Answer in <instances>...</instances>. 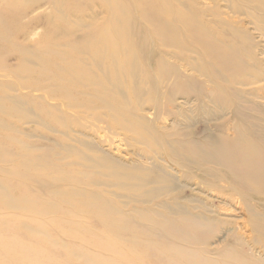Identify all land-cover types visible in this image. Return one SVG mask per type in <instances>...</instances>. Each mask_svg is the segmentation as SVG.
I'll return each instance as SVG.
<instances>
[{"label": "rangeland", "instance_id": "rangeland-1", "mask_svg": "<svg viewBox=\"0 0 264 264\" xmlns=\"http://www.w3.org/2000/svg\"><path fill=\"white\" fill-rule=\"evenodd\" d=\"M228 1L227 4L219 0H207L204 2H208V4H205L201 0H0V135L5 138L7 144L6 150L0 151V161L3 159L7 161L0 162V176L14 187L8 202L0 203V264L3 262L6 264H32V260H40L39 255L31 253L27 262L20 263L18 261L17 254H20L19 252L28 243L23 233L19 234L16 239L8 238L11 244L17 243L18 253L12 245H4V239L20 232L21 225H33L35 222L34 216L23 217L19 210V189L20 185L24 183V180H21L18 166L20 156L18 153L21 150L27 151L29 161L32 163L26 173L25 184L29 189L27 193L28 195L36 194V204L40 206H45L48 201L39 199L45 195L44 192L52 190L54 185L56 188H60L62 180H65L63 184L75 179L86 183H97V185L102 181H113L110 177H100L96 173V171L102 173L103 170H106L105 167L103 170L85 168L80 156L71 154L70 148L77 151L75 154L82 153L93 156L94 152L85 149L83 145L84 142L93 141L95 144L98 143V147L105 150L104 152L113 159L120 158L119 155L108 151L106 144L101 142L104 140L115 142L117 136L120 138L123 134L125 135V131L120 130V127L114 124L101 122L100 119L92 115L75 114L71 110L58 106L57 103L63 104V102L52 94L53 86L50 84V70L46 60L52 57L54 44L68 42L65 35L71 41L69 44H77V47L84 43L82 41L79 44V41L90 38L91 42L86 41L85 45H82L90 48L94 43L93 37L100 36L116 44L120 52L129 50L121 47L119 34L124 30L125 34L129 35L123 41L124 45L126 46L128 40H131L134 46L131 47L133 55L128 57L126 63H131V66L135 68L133 76H136L137 81H142L143 90L139 99L141 111L136 114L152 113L147 119L151 122L156 134V141L150 143L153 151H157L159 147L164 148L166 144L176 140L196 142L194 141L196 139L201 144L206 137L204 133L211 134L214 130L213 127L217 124L225 126L228 122L231 125L235 122L240 124V131L241 129L245 130V136L248 139L260 143L258 149L259 151L263 150L261 155L264 157V87H260L261 84L264 85V72L260 79H257L256 84L238 87V85H228L229 76L227 73L219 72L217 67L215 74L218 77L214 80L217 86H220V90H216L217 96L208 98L211 100L208 102L205 97L209 91H212L214 85L208 81V78L193 70L196 66L198 68L208 67L207 63L210 62L207 58L205 61L198 58L192 52L194 47L191 35L193 32H199L207 38L205 39L206 43L225 39L233 44L237 66L242 65L251 69L252 73L260 71V69L264 71V37L260 35V33L264 34V25L260 24V20L264 18L263 14L253 10L241 0ZM22 5L26 12L17 18L14 13L21 12V10L15 8ZM226 6L229 8L227 13L231 11L244 14L243 16H246L248 21L258 27L259 33L245 27L243 28L248 32L238 31L239 29L235 27L224 25L225 14L221 11ZM160 16L169 19L170 32L164 26L165 24L160 22ZM127 17L134 21H126ZM229 27L234 33L228 29ZM172 33H176L175 35L178 36L180 46H176L170 41ZM41 44L44 48L40 47ZM106 56L104 53H99L97 58L104 61L103 59H107ZM73 57L81 59L84 55L74 53ZM177 75L185 79H193L195 90L198 89L203 93L202 96L196 100L198 97L196 93L188 95L186 92L190 91L189 83L177 80L175 77ZM131 81L129 80L130 83ZM187 95L189 99L186 98ZM183 99L188 100L185 102L186 105H180L178 108V103L184 102ZM83 109L85 108L81 110ZM234 109L241 111L246 117V121L241 122L236 119L232 112ZM236 126L233 128L227 126L229 136L236 133ZM211 129L212 131L208 133ZM99 136H102L103 139L99 140ZM126 136V141H121L128 146L129 154L136 157L146 151L144 147L135 145L128 139L130 134L127 133ZM124 162L126 163V161ZM35 166L41 167V169L36 170ZM205 166L212 171L203 168L190 170L188 167H183V173L188 170L191 174H186V177L179 179V186L182 187L176 188L175 194L172 193V195L178 196L177 200L184 211L198 215L197 218H201L203 222L204 219L211 221V231L203 228L196 229V226L191 225L189 228L182 229L180 239L175 241L176 239H171L169 235H162L160 233L162 229L158 230L154 226L158 235L156 232L152 234L153 230L149 235V232L147 234L141 232V236L136 238L137 244H141L140 248L132 249V240H128L132 239L131 236L124 234L125 237H115L113 231L108 227H104L98 220L90 219L85 215L75 218V221H79L85 227L84 233L78 231L76 234V230L68 229L62 225L60 229L70 230L75 238L69 239L56 235L53 224L62 218L58 214L47 215L40 221L49 234L46 236L38 234L36 238H31L39 244L46 243L49 247L43 245L36 251H42L41 254L46 253V264H50V259H55L51 253L54 249L52 241L53 238H56L60 243L71 245L68 247L80 248L78 252L91 257L90 260L96 261L97 264H100L104 258L114 257L112 254L117 252V247L124 249L122 256L126 262L135 260L139 264H201L203 259L198 254L200 251L206 258L221 261L224 259L219 256L224 252H235V249L232 250L234 247H237L236 253L239 252L241 257L254 259L256 257L255 250L264 242V236L260 231L254 230L253 238L250 241L246 243L247 240H245L244 244L235 246V241L243 242V237L234 231L232 225L224 223L223 220L221 222L214 220V214L201 216L205 213L202 209L197 212L193 210V206L203 207V204L205 209L212 206L213 211L216 212V206H219L218 199L203 200L202 193L195 194L196 192L193 193L190 189L193 182L188 181V178L191 179L193 176L194 179L207 181L212 178L202 176L206 171L216 174V167ZM54 167L58 168V171H53ZM87 167L89 166L87 165ZM161 169L167 171V166ZM120 172L122 179L132 174L128 169L120 170ZM110 176L114 177L115 175ZM51 177H55L57 180H53ZM28 180H39V183L28 184ZM123 181L130 183L128 179H123ZM227 184L230 183L227 181ZM227 184L223 182L221 187L216 182L215 185L218 188L213 191L218 193L226 188ZM63 188L66 187L63 186ZM83 188L96 191L98 194H105L103 197H107L118 207L126 206L125 209L121 207V210L125 213L130 211L131 215H133L132 212L147 211L146 207H149L154 216L164 214L169 216L168 220L174 217L166 214L168 210L163 207L164 202L162 205L154 203V201L149 204V201L139 202L141 198L132 193L134 189L131 187L119 189L113 186L99 185ZM73 189L75 188L69 186L65 191L72 193ZM139 191L145 190L140 189ZM239 192L241 194L232 190L228 194L244 196V192L240 190ZM126 195L129 198H125ZM29 198L32 197L29 196ZM245 198L241 199L245 202L249 218L254 217L256 222H264V200ZM141 200L147 199L142 198ZM13 201L17 202L13 203ZM86 201L94 206L102 204L100 199L91 198ZM166 202L171 209H176L177 204ZM58 204L62 209L71 207L65 202H58ZM216 214H221V212ZM141 215L147 218L149 214ZM144 220L138 218L134 223L143 229L149 225ZM108 221H112V219ZM155 221L161 220L155 219ZM107 224L111 225L110 222ZM175 226L181 229L180 225ZM7 228L11 229L10 232L7 231ZM231 228L232 232H230ZM258 228L262 229V226ZM170 242L179 246L177 253L167 247ZM107 247H114V252L105 251L104 248ZM58 251L57 257L61 260L66 256V248ZM78 252L73 254V264H84L81 262L82 259L74 256ZM262 258L264 261V255Z\"/></svg>", "mask_w": 264, "mask_h": 264}, {"label": "bare ground", "instance_id": "bare-ground-1", "mask_svg": "<svg viewBox=\"0 0 264 264\" xmlns=\"http://www.w3.org/2000/svg\"><path fill=\"white\" fill-rule=\"evenodd\" d=\"M201 1L204 2L207 0ZM219 1L227 4L229 2L228 0ZM241 1L245 2L253 10L262 13L264 16V0ZM204 3L208 4V2ZM15 9L21 10V12L14 13L17 18L26 12L23 5L16 7ZM227 10H229V8L226 6L221 11L225 14V18L223 19L224 25L235 27L236 29H239L238 31L248 32L243 28L245 27L248 30H254L259 33L258 27L253 22L248 21L247 17L243 16L244 14H238L237 12L231 11L227 13ZM126 21L132 22L134 19L127 17ZM122 22H124V19H122ZM160 22L164 23V26H166L170 32L169 25L171 24L169 19L160 16ZM261 23L264 25V18L260 20V24ZM228 29L231 30L230 27ZM231 32L234 33L232 30ZM125 33L126 32L123 30L121 34H119L121 47L129 50L125 52H120V49L116 46V44L100 36L93 37L92 41H94V43L91 48L82 46L85 45L84 43L86 41L91 42L90 38H85V40L82 39L79 41V44L82 43V41H84V43L77 47V44H69L71 41L66 35L65 37L68 42L63 44L57 42L52 46V57L46 61L48 62L50 70V84L53 86L52 94L53 96H57L63 102V104L57 103V105L71 110L75 114L92 115L97 119H100L101 122L119 126V129L125 131L126 133L125 135H122L123 137L120 136L119 138L117 136L114 140L115 142H109L106 140L101 142L106 144L108 151L113 152L114 155H119V159H113L104 152L105 150L98 147V143H96V145L93 141L84 142L83 144L85 149L94 152L93 156L82 153L75 154L77 151H74L72 148L69 150L71 154L80 156L85 168H98L103 170V167H105L106 170H103L102 173L100 171H96V173L100 177H110L113 181L106 180L97 185V183H86L75 179H71L67 183L63 184V181L65 180H62L63 185L61 184L60 188H56V185H54L52 190L44 192L45 195L39 198L43 201L48 200L45 206L36 204V194L28 195L27 191L29 189L26 187L25 181L27 179L26 173H28L31 162L29 161L27 151L25 152V150H21V152L18 153L20 155L18 166L21 172V180H24V183L20 185L19 189L20 200L18 203L19 210L21 211L20 214L23 217L34 216L35 218L33 225L23 224L21 225L20 232H16L15 235H9L6 239H4V245H12L18 253L17 243L11 244L8 238L16 239L21 233L25 235L28 243L19 252L20 254H17L18 261L20 263L27 262L31 253H36L40 258L39 261L32 260V264L47 263L46 253L41 254L42 251L37 252L36 249L43 245L45 247H49V245L46 243L39 244L31 238H36L38 234H43L45 236L49 234L46 227L40 221L47 215L52 216L58 214L62 218V220L55 223L56 225L53 224V230L56 231V235H61L69 239L75 238V235L70 232V230H61L60 228L62 225L68 229L72 228L73 230H76V234H78V231L84 233L85 227L82 223H79V221H75V218L80 215H85L90 217V219L98 220V222H100L104 227H108L111 231H113L112 233L115 237H125L124 234L131 236L132 239L128 240H132V249L140 248L141 244H137L136 238L141 236V232H145L146 234L149 232V235L150 231L153 230L152 234L156 232L158 235V231L154 230V226L157 227L158 230L162 229V232H160L162 235H169L171 239H176L175 241L180 239L182 229L189 228L191 225L194 227L196 226V229L203 228L206 230L210 229L211 231V221L204 219L203 222L201 218H197L199 217L198 215L187 213L184 211L182 205H180V202H178V196L174 197L172 195V193L175 194L176 188L182 187L179 186V179L186 177V174H191L188 170L186 173H183V167H188L190 170L193 168L198 170L201 168L208 170L209 167H206L205 165L216 167V174H211L206 171V173L202 175L212 178V180L208 179L206 181L199 180L197 178L194 179L195 177L193 176L191 179L188 178V181L193 182L190 186L193 193H202V196L205 198H203V200L206 201H212L214 198L219 200V206H216V212L213 211L212 206L205 209L203 204V207H199V205L197 207L193 206V210L195 212L202 209L205 213L201 214V216L214 214V220L218 222L223 220L224 223L232 225L234 231L239 236L243 237V242L235 241V246L244 244L245 240H247L246 243L250 241L253 238L252 234L254 230L260 231V233L264 236V222H256L254 217L249 218L245 209V202L241 199H246L245 197H247L250 200H264V157L261 155L263 150L259 151L258 149L260 143L253 141L252 139H248L245 136V130L241 129L240 131L239 123L237 124L234 122L231 125L228 122L225 126L217 124L213 127V131L212 129L208 131V133L212 131L209 135L204 133L206 137L201 144H199L196 139H194L196 142H193V140H176L173 143L166 144L164 148L159 147L157 151H153L154 149L153 147H150V143L156 141V134L153 130L154 127L151 126V122L147 119L152 113L146 112L143 115L136 114L141 111L139 99L141 98L143 91L141 86L142 81L136 80V76H133L135 68L131 66V63H126L128 57H132L133 55L131 47L134 45L131 43V40H128L126 46L124 45L123 41L129 37V35ZM175 34L176 33L171 34L172 38L170 41L174 45L180 46L181 44L179 42V38ZM260 35L264 37V34L260 33ZM205 39L207 38L199 32H193L191 35L192 45L194 48H197H193L194 51L192 52L196 54L198 58L204 61L207 58L210 61L207 63L208 67L202 66L198 68L196 66L193 69L194 72L196 71L200 75L208 78V81L214 85L211 89L212 91H209V94L205 97L208 102L211 98L217 96L216 90H220V86H217L216 81L214 80V78L218 77L215 74V69L217 67L219 72L227 73L229 76L228 85L245 87L256 84L257 79H260L261 74L264 71L260 69V71L252 73L251 69L243 67L242 65L237 66L238 64H236L237 61L234 55L235 48L233 44L228 42V40L223 39L222 41H214V43H206ZM40 47L44 48L43 44H41ZM74 53L82 54L84 57L78 59L77 57H73ZM99 53L107 55V59H103L105 62L97 58ZM175 77L179 81H187L189 83L190 91L186 92L188 95H190V93H196L198 96L196 100L202 96L203 93H201L198 89L195 90L192 81L193 79H185L179 75ZM129 80H132L131 83ZM260 87L263 88L264 85L261 84ZM186 98L189 99V96ZM183 101L184 102H179L180 104L178 103V108L180 105H186L185 102L188 100L183 99ZM82 108L85 109L81 110ZM232 112L236 119L241 122L246 121V117L241 113V111L234 109ZM227 126L230 128L236 126V133L229 136L227 134L229 132ZM127 133L128 135L130 134L128 139L133 141L135 145L137 144L146 149L142 155L133 157L127 152L129 151L128 146L122 143L123 141H126ZM98 139L101 140L103 137L99 136ZM6 147L7 144L5 138L0 135V151H5ZM166 154L169 156L167 155L165 157ZM157 159H160L162 163H159L161 161ZM124 161H126V163ZM0 162L4 163L7 161L3 159V161ZM87 165L89 167H87ZM164 166H167V171H165V169H161ZM34 169L40 170L41 167L35 166ZM57 169L58 168L54 167L53 171H58ZM127 169L132 174L123 177V179H128L130 183L123 181L120 174V170L126 171ZM110 175L115 176L112 177ZM51 179L57 180L55 177H51ZM227 181L230 184H227ZM216 182L219 183L221 187L222 183L225 182L227 187L216 193L213 191L218 188L215 185ZM27 183L36 184L39 183V180H28ZM99 185L106 187L113 186L119 189L122 187H131L134 189L132 193H135L137 197L147 199H140L139 202L149 201V204L154 201V203L159 205H162L164 202L166 205L164 204L163 207L168 210L166 214L174 217L173 219L168 220L169 216L164 214L154 216V213L149 207H146L147 211H136L132 212L133 215H131L130 211L125 213L121 210V207L125 209L126 206L118 207L115 203L107 199V197H103L105 194H98L96 191L83 188ZM63 186L66 188L70 186V188L75 189H73V191H71L72 193H70L65 191L66 188H63ZM140 189L145 191H139ZM13 190L14 187L12 184L5 180L4 177L0 176V203L8 202L11 198V192ZM228 190H233L234 192L241 194V192H239L240 190L245 193V197L243 195H229L228 193H230V191ZM29 196L32 198H29ZM126 196L127 197L125 198H129L128 195ZM91 198L100 199L102 204L100 206H94L90 202L86 201V199ZM166 201L177 204L176 209H171ZM16 202L17 201H13V203ZM58 202H65L71 207L70 209H62ZM218 212H221V214H216ZM145 213L149 214L147 218L141 215ZM138 218L145 219L144 222L149 223V225L143 229L139 228L137 224L134 223ZM109 219H112V221H108ZM155 219H160L161 221H155ZM167 221L170 224H167ZM108 222H110L111 225L107 224ZM175 225H180L181 229L177 228ZM260 226H262V229L258 228ZM10 230L11 229L7 228V231L10 232ZM232 231L233 229L231 228L230 232ZM163 243L165 244L164 240ZM52 244H54V249L51 254L54 255L52 257L55 259H50V264H73V254L76 251L78 252L80 248L68 247L71 245L60 243L56 240V238H53ZM167 247L173 250L174 253H177L179 250V246L174 244V242L168 243ZM62 248H66V256L60 260V258L57 257V254L59 253L58 250ZM107 248H104V250L107 252H114V247ZM234 249L235 252H224L221 256H219L224 259L221 261L206 258L201 251L198 254H200L203 259L201 264H264L262 258L264 255V242L257 250H255L256 257H254V259L245 258L243 256L241 257L239 252L236 253L237 247H234L232 250ZM116 251L117 252L115 254H112L114 257H110V259L104 258L100 261V264H124L123 262H126L122 256L124 249L117 247ZM74 256L82 259L81 262L84 264H97L96 261L90 260L91 257L85 256L83 253L78 252ZM131 261L128 260L125 264H139L135 260ZM3 264L6 263L3 262Z\"/></svg>", "mask_w": 264, "mask_h": 264}]
</instances>
